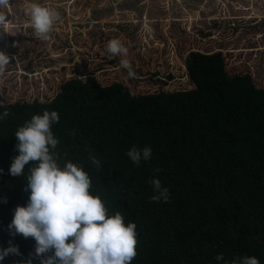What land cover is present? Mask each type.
I'll use <instances>...</instances> for the list:
<instances>
[{"label":"trees","instance_id":"trees-1","mask_svg":"<svg viewBox=\"0 0 264 264\" xmlns=\"http://www.w3.org/2000/svg\"><path fill=\"white\" fill-rule=\"evenodd\" d=\"M220 56L194 54L192 91L136 96L122 84L72 79L50 102L0 104V114L9 112L0 120V249L11 240L21 253L0 264H27L29 253L39 264L34 238L13 237L8 225L15 208L28 203L26 177L36 164L10 174L19 155L15 132L44 111L59 116L51 130L60 166L82 167L108 215L119 212L125 224H136L131 264H232L244 257L264 264V90L250 76L228 80ZM132 147L151 148V158L137 166L126 155ZM153 179L168 189L167 202L153 200Z\"/></svg>","mask_w":264,"mask_h":264},{"label":"rangeland","instance_id":"rangeland-1","mask_svg":"<svg viewBox=\"0 0 264 264\" xmlns=\"http://www.w3.org/2000/svg\"><path fill=\"white\" fill-rule=\"evenodd\" d=\"M31 2L59 13L47 41L37 38L28 24L25 9ZM10 3L12 6L4 14L11 23L0 25V51L16 58L10 60L5 73L0 75V104L50 102L62 85L72 79L93 78L102 86L122 84L136 96L195 90L198 81L197 69L192 64L194 54L224 57L219 49L231 43L232 29L236 27L239 31L245 26L231 19L245 10L250 11V18L261 17L258 10L264 9V0H10ZM114 38L128 48L127 57L107 52V43ZM222 57L223 74L228 80L240 82L249 76L246 64L235 68L230 58ZM122 58L130 61L135 78H129L127 69L120 66Z\"/></svg>","mask_w":264,"mask_h":264},{"label":"clouds","instance_id":"clouds-1","mask_svg":"<svg viewBox=\"0 0 264 264\" xmlns=\"http://www.w3.org/2000/svg\"><path fill=\"white\" fill-rule=\"evenodd\" d=\"M12 6L10 0H0V25L11 23L4 10ZM28 24L37 38L49 40L59 13L52 8L31 2L25 9ZM2 30V28H0ZM107 52L113 56L127 57L128 48L118 38L107 43ZM0 51V75H3L10 60ZM120 66L127 69L128 77L135 78L136 73L130 61L120 60ZM82 80V79H80ZM8 111L0 114V120L6 119ZM59 122L56 111H44L34 115L15 132L18 143L10 167L12 176L24 175L25 166L36 162L28 169L24 191L30 192L26 206H17L12 222L8 225L10 235H22L25 239L35 240V256L39 264H131L137 255L136 224H125L119 213L109 216L104 202L99 196L90 194L92 186L89 175L77 164L67 162L60 166L53 151L59 141L54 138L51 126ZM151 148L138 150L130 148L126 155L137 166L141 159L151 158ZM93 164L100 166L94 156L89 157ZM2 171V170H0ZM158 196L153 200L167 202L168 189L162 188L159 179L150 181ZM7 203L5 199L3 201ZM48 253H52L48 255ZM21 256L18 246L0 249V261L9 255ZM33 253H29L27 264H32ZM222 260L223 256L216 257ZM232 264H260L256 257H244Z\"/></svg>","mask_w":264,"mask_h":264},{"label":"crops","instance_id":"crops-1","mask_svg":"<svg viewBox=\"0 0 264 264\" xmlns=\"http://www.w3.org/2000/svg\"><path fill=\"white\" fill-rule=\"evenodd\" d=\"M243 4V3H242ZM245 5V4H244ZM259 15H264V9L258 10ZM250 11L245 10L239 17H233V22L238 21L243 23L245 26L236 30L234 27L232 32V41L230 44H226V47L219 52L224 54L223 59L230 58L232 66L246 64L245 69L249 72L247 74L252 78L254 85L257 89L264 90V17L250 18ZM228 20V19H226ZM260 22H263V26H257ZM251 26V28L249 27ZM222 28L219 29L218 35L222 36ZM216 35V36H218ZM243 69L242 67H238Z\"/></svg>","mask_w":264,"mask_h":264}]
</instances>
